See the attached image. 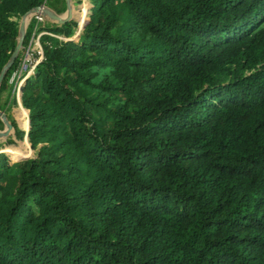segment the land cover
Listing matches in <instances>:
<instances>
[{
	"label": "trees",
	"instance_id": "1",
	"mask_svg": "<svg viewBox=\"0 0 264 264\" xmlns=\"http://www.w3.org/2000/svg\"><path fill=\"white\" fill-rule=\"evenodd\" d=\"M43 1L0 0V71ZM90 1L0 151V264H264V0Z\"/></svg>",
	"mask_w": 264,
	"mask_h": 264
},
{
	"label": "rangeland",
	"instance_id": "2",
	"mask_svg": "<svg viewBox=\"0 0 264 264\" xmlns=\"http://www.w3.org/2000/svg\"><path fill=\"white\" fill-rule=\"evenodd\" d=\"M49 1L53 2L51 4H54L57 7H62L63 8V6H64V3H63L64 0H49ZM82 1L83 0H76L77 3L78 2L81 3ZM86 1H87V4H85L83 6H82V3H81L82 11H84L85 8L87 10V14H86V17H84V21L83 22H86V19L88 18L89 11H90L89 6L91 5V1L90 0H86ZM66 10H67V8L65 10L61 11L60 13L61 14H65ZM80 11H81V9H80ZM31 15L29 16V19H30ZM74 15L77 18L78 17L80 18L81 12L79 14H77V12L75 13V10H74ZM16 18L18 20V25H20V20L22 18V15L18 16ZM79 18L77 20L78 21V26H77L74 34L71 35V36H67L66 35L67 38H69V37L70 38L71 37L74 38V36L75 37L79 36L80 32L83 29L82 26H81L82 22H80ZM49 24L50 25H56L58 23L56 21H54V22H49ZM27 29H28V26H27ZM27 36L25 35L26 39H27ZM18 59H20V54L18 56ZM13 68H12V70H13ZM12 70L10 71V74H9L7 87L4 90H2L1 93H0V110L6 111L7 118L11 121L13 126L9 127L7 122L4 121L2 117H0V131H2V132L3 131H7L8 132L7 134H3L2 132H0V151L4 150V151H7V152L11 153V151L8 150L7 148H16V149L21 150L23 152L22 154H24V156H29V155H33L35 150L32 148V146H31V144L29 142V139L25 138V136H26V128L24 127V116H22L21 112L23 110H26L27 112L24 113V115H28L27 117L29 118L30 111L23 104V100H22V96H21V92H22V88H23L24 84L21 87L19 95L16 92L13 91V87L14 86H13V81H11ZM26 81H27V79L25 80V82ZM14 121L16 122V126L13 123ZM17 126L25 130V134H24L23 137H20L17 134V131H16ZM14 156L17 157L16 155H14Z\"/></svg>",
	"mask_w": 264,
	"mask_h": 264
},
{
	"label": "built area",
	"instance_id": "3",
	"mask_svg": "<svg viewBox=\"0 0 264 264\" xmlns=\"http://www.w3.org/2000/svg\"><path fill=\"white\" fill-rule=\"evenodd\" d=\"M42 4H47V0ZM27 40L20 52V59L12 70L11 81L13 91L20 94L21 87L25 80L36 72L40 62L45 58V45L51 44V40L44 39V35L57 36L60 39H67L66 34L58 33L50 28L48 16L42 11L34 12L27 23Z\"/></svg>",
	"mask_w": 264,
	"mask_h": 264
},
{
	"label": "water",
	"instance_id": "4",
	"mask_svg": "<svg viewBox=\"0 0 264 264\" xmlns=\"http://www.w3.org/2000/svg\"><path fill=\"white\" fill-rule=\"evenodd\" d=\"M66 1H67V10H66L65 14H61L60 12H58L57 10H55L53 7H51L48 4H42L41 3V4H38V5L30 8L28 11H26L22 15V18L20 20V25H19V35H18L17 43L15 45V48H14L9 60L5 63V65L3 66V68L0 71V87H1V84L3 82L4 77L6 76L9 69L13 66L15 60L18 58V56H19V54H20V52L24 46V40H25L26 31H27L26 29H27L28 18L31 14H33L34 12L42 11L44 14H46L48 16L49 19L56 21L58 24H63L66 21L71 20V19L78 20L79 17L77 18L74 15L73 0H66ZM90 6H89V8H90ZM84 25H85V22H83L81 24L82 28L84 27ZM71 38H73V37H71ZM21 96H22V92H21ZM28 110L30 111L29 108H28ZM0 117H2L3 120L7 122L9 127L13 126L11 121L7 118L6 111L0 110ZM30 128H31V118H30V114H29V126L26 130V136H25L26 139H29ZM0 132H2V131H0ZM2 133L7 134L8 132L3 131ZM29 142H30V140H29ZM20 157H22V156H20Z\"/></svg>",
	"mask_w": 264,
	"mask_h": 264
},
{
	"label": "crops",
	"instance_id": "5",
	"mask_svg": "<svg viewBox=\"0 0 264 264\" xmlns=\"http://www.w3.org/2000/svg\"><path fill=\"white\" fill-rule=\"evenodd\" d=\"M82 6L87 4V1L86 0H83L82 2ZM81 3L80 2H76V0H73V5H74V10H75V13L77 12V14H79L80 12L82 13V6H81ZM66 8H67V1H66ZM55 9V8H54ZM81 9V11H79ZM56 10V9H55ZM79 12V13H78ZM48 22H54L53 20L49 19L48 18ZM25 83V82H24Z\"/></svg>",
	"mask_w": 264,
	"mask_h": 264
}]
</instances>
